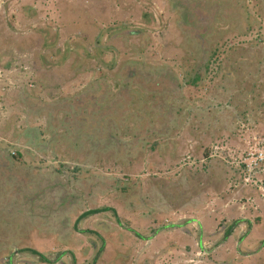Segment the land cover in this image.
I'll return each mask as SVG.
<instances>
[{
  "label": "rangeland",
  "instance_id": "374dc122",
  "mask_svg": "<svg viewBox=\"0 0 264 264\" xmlns=\"http://www.w3.org/2000/svg\"><path fill=\"white\" fill-rule=\"evenodd\" d=\"M261 141L264 0H0V264H264Z\"/></svg>",
  "mask_w": 264,
  "mask_h": 264
},
{
  "label": "built area",
  "instance_id": "2783aa9c",
  "mask_svg": "<svg viewBox=\"0 0 264 264\" xmlns=\"http://www.w3.org/2000/svg\"><path fill=\"white\" fill-rule=\"evenodd\" d=\"M262 144L257 145V142L248 149L243 155L241 162L244 163L246 172L243 177V182L245 184H254L259 185L263 188L264 180L262 178H257V168L263 169L264 164V141H261ZM263 184V185H262Z\"/></svg>",
  "mask_w": 264,
  "mask_h": 264
},
{
  "label": "trees",
  "instance_id": "16d2710c",
  "mask_svg": "<svg viewBox=\"0 0 264 264\" xmlns=\"http://www.w3.org/2000/svg\"><path fill=\"white\" fill-rule=\"evenodd\" d=\"M198 79H199V74L196 73V75H194L193 77H191L190 79H188V83L193 84V85H196ZM29 250L40 254L41 255V258H45V257H43V255L39 251H36L34 248H31L30 247ZM45 260H47V259L45 258Z\"/></svg>",
  "mask_w": 264,
  "mask_h": 264
}]
</instances>
